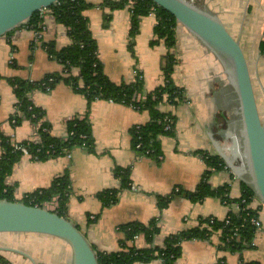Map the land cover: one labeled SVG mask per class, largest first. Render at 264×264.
I'll return each mask as SVG.
<instances>
[{
  "label": "crops",
  "instance_id": "1",
  "mask_svg": "<svg viewBox=\"0 0 264 264\" xmlns=\"http://www.w3.org/2000/svg\"><path fill=\"white\" fill-rule=\"evenodd\" d=\"M101 1L87 0L94 7L84 15L89 19L104 72L117 85L131 84L142 78L141 96L144 97L164 84L165 44L161 41L151 45L155 40L157 18L155 15L142 18L137 34L132 38L130 10L113 12L110 22L105 24L109 11L99 7ZM201 2L240 41L248 60L259 114L264 122V55L260 52L264 33V0ZM176 35L177 64L173 79L185 90L188 103L172 105L164 101L159 106L161 112L176 118L175 135L160 139L164 158L160 165L131 147L130 130L147 124L149 113L123 104L96 100L91 105L89 117L95 153L76 149L71 154L46 162L24 155L6 180V185L14 188L15 200L21 202L28 194L48 189L57 177L67 171L71 180L67 218L79 227L97 252L120 251L123 234L119 227L129 222L147 224L160 217V232L155 237V245L163 247L169 235L196 228L200 219L214 217L223 220L230 211L240 212L236 203L227 206L217 198L193 203L186 197H177L162 213L158 210L157 196L167 195L175 188L190 192L196 189L208 170L202 155L205 152L219 155L227 165L225 170L212 173L210 185L213 188L230 185L231 199H240L243 193L242 182L238 179L240 175L225 158L239 160L237 151H229V146L239 143L234 122L223 133V140L215 141L236 113L235 96L215 57L182 26H177ZM6 37L0 38V132L17 143L35 142L37 126L33 122L22 118L19 126L11 123L16 113L17 98L8 80L38 82L49 74L61 73L63 66L49 57L43 44H53L56 50H61L69 46L71 40L67 28L56 23L50 13L44 15L39 37L37 31L26 24ZM74 71L77 74L73 76H79V70ZM29 96L36 107L44 110L50 133L56 138L65 139L67 122L77 116L82 118L87 111L85 96L64 82L55 84L50 91L35 89ZM217 145L222 154L216 149ZM1 154L0 147V157ZM116 167L131 169L133 187L121 193L115 206L103 208L98 195L121 186L114 174ZM239 170L245 173L243 169ZM250 208L258 211L260 222L252 248L239 253L222 250L221 238L215 234L210 240L183 242L182 255L175 264H264V206L255 197ZM135 246L139 249L148 247L143 238H138ZM0 247L14 250L0 253L7 264H70L71 260L70 246L49 236L0 234Z\"/></svg>",
  "mask_w": 264,
  "mask_h": 264
},
{
  "label": "trees",
  "instance_id": "2",
  "mask_svg": "<svg viewBox=\"0 0 264 264\" xmlns=\"http://www.w3.org/2000/svg\"><path fill=\"white\" fill-rule=\"evenodd\" d=\"M93 7L94 5L89 4L87 0H61L49 8L56 23L67 28L71 40V44L61 50H56L53 44H43L49 57L63 66L61 73L49 74L38 82L22 79L8 80L17 98L16 113L11 118V123L14 126H19L22 123V118L30 120L38 126L37 134L41 143L32 141L17 143L0 132V147L2 149L0 157V199L16 201L14 188L8 187L6 180L24 157L23 150H26L31 158L40 162L66 156L76 149H83L91 154L95 153V139L89 117L91 105L96 100L112 101L130 106L137 111H147L150 115V121L130 130L131 147L133 151L153 160L158 165L163 162L160 139L164 136L172 137L175 135L176 118L171 114L161 112L159 106L164 102L165 95H168L170 104L179 105L186 93L183 88L176 87L173 79L177 64L175 55L177 20L171 13L156 6L151 0H102L99 5L102 9L109 11V14L105 16V24L110 22L113 12L128 8L132 15V38L137 34L142 18L150 15H155L157 18V25L154 29L155 40L151 42V45H157L161 41L165 44L167 52L163 58L162 66L164 84L146 95L144 100L137 101L136 95L143 93L144 82L142 78L131 84L117 85L111 82L104 72L103 64L98 56V45L90 29L89 19L84 15L87 10ZM42 22L40 12H36L26 25L40 32ZM260 52L264 55V33L260 43ZM74 69L79 70V76H73L72 71ZM59 82L69 85L76 93L85 96L87 99L85 115L82 118L77 116L67 122L68 133L65 139L51 135L50 125L45 121L44 110L36 107L29 99L33 90L47 91L48 87L51 90ZM167 125L171 126V130H165ZM139 144L141 148H138ZM202 155L208 170L196 189L190 192L182 188H175L167 195L157 196L159 212L162 213L166 210L177 197H186L193 203H201L207 198H217L227 206L232 203L238 204L240 212L235 214L230 211L223 220L214 217L200 219L196 228L169 235L165 239L163 247L155 245V237L160 232L158 226L160 217L153 218L147 224L138 221L129 222L119 227L123 234V239L120 242L121 250L112 253L97 252L99 264H144L159 261L161 264H175L182 255L183 242L210 240L215 234L221 238L222 250L239 253L253 247V240L259 229L251 223L253 218L258 219V211L250 208L252 200L256 197L254 191L242 183L241 198L231 199L229 196L230 185L213 188L209 183L213 173L211 169H214L215 172L223 171L227 165L219 155L213 156L208 152L202 153ZM114 174L120 180L121 186L119 189L106 190L98 195L103 203V208L115 206L119 202L121 193L130 191L133 187L129 167H116ZM70 194L71 180L66 171L64 175L57 177L48 189L28 194L21 202L28 206L44 207V204L51 203L57 198L58 208L54 210V213L68 219L66 214ZM138 238H143L148 247L137 248L135 241ZM242 264L254 263L242 262Z\"/></svg>",
  "mask_w": 264,
  "mask_h": 264
},
{
  "label": "water",
  "instance_id": "3",
  "mask_svg": "<svg viewBox=\"0 0 264 264\" xmlns=\"http://www.w3.org/2000/svg\"><path fill=\"white\" fill-rule=\"evenodd\" d=\"M60 1L0 0V37L27 24L36 12L49 9ZM151 1L171 13L178 26L187 30L221 65L237 105L233 120L240 129L241 153L246 170L238 179L254 191L264 206V122L259 114L248 60L240 41L227 30L218 16L206 8L187 0ZM0 234H35L57 238L70 246V264H99L97 251L77 225L45 207L0 199ZM10 251L14 252L0 247V253Z\"/></svg>",
  "mask_w": 264,
  "mask_h": 264
},
{
  "label": "rangeland",
  "instance_id": "4",
  "mask_svg": "<svg viewBox=\"0 0 264 264\" xmlns=\"http://www.w3.org/2000/svg\"><path fill=\"white\" fill-rule=\"evenodd\" d=\"M187 1H189V2H191L193 5H195V6H198V7H201V8H205L204 6H203V2H201V0H193V1H190V0H187ZM228 30V29H227ZM192 36V35H191ZM0 38H2V37H0ZM3 38H7L6 37V35L5 36H3ZM203 46V45H202ZM218 62V61H217ZM219 63V62H218ZM222 68V67H221ZM222 72H223V74H224V71H223V69H222ZM72 74H77V71H74L73 70V72H72ZM224 76H225V78H226V80H227V82L229 83V81H228V79H227V76L224 74ZM237 106V105H236ZM237 111V110H236ZM235 115H236V113H235ZM235 115L234 116H232L231 117V119L228 121V124L225 126V128L223 129V132L221 133V136H218V139H216L215 141H217V143H219V142H221L222 140H223V133L227 130V129H229V127H230V125H232V123L233 122H235L234 120H233V118L235 117ZM233 126V125H232ZM234 126H235V124H234ZM235 131H236V133H237V136H238V138H239V140H240V142L238 143V144H234V146L232 147V146H229V151H231V152H238V154L240 155L239 156V160L238 161H233L232 159H230V157L228 158V157H225L227 160H228V163H229V165L231 166V168L235 171V169L234 168H236L237 170H239V168L240 169H243V171H245V166H244V163H243V156H242V153H241V146L240 145H242V139H241V133H240V129L239 128H237L236 126H235ZM241 143V144H240ZM216 149L220 152V150L218 149V145L216 146ZM234 150V151H233ZM220 153H222V152H220ZM236 172V171H235ZM47 208L48 209H50V210H52V211H54L55 209H52L51 207H50V205H47Z\"/></svg>",
  "mask_w": 264,
  "mask_h": 264
},
{
  "label": "built area",
  "instance_id": "5",
  "mask_svg": "<svg viewBox=\"0 0 264 264\" xmlns=\"http://www.w3.org/2000/svg\"><path fill=\"white\" fill-rule=\"evenodd\" d=\"M190 1H193V0H190ZM45 13H46V14H47V13H50L49 9H44V10H41V11H40V18H41L42 20L44 19V15H45ZM50 14H51V13H50ZM51 16H52V15H51ZM40 29H41V31H42V29H43V22L41 23V27H40ZM37 35H38V37H39V36H40V32H37ZM51 82H52V80H51ZM176 87L181 88V87L178 86V85H176ZM49 90H50V89H49V87H48V88H47V91H49ZM144 99H145V96L143 97V96H141V94H137V95H136V100H137V101H142V100H144ZM164 101H165V102H168V95H165V100H164ZM109 102L114 103V102H112V101H109ZM183 103H188V99H187V94H186V93H185V95H184V97H183L182 102H180L179 104H183ZM20 116H22L21 113H20ZM37 128H38V126H37ZM165 130H166V131L171 130V126H170V125H167V126L165 127ZM35 143H38V144L41 143V140H40V137H39L38 134H37V137H36V141H35ZM138 148H141V145H140V144L138 145ZM23 152H24V154H25L26 156H30L29 153H28L26 150H23ZM211 171H212V172H215L214 169H211ZM47 205H50V207H51L52 209H56V208H58V199L55 198L51 203H46V204H44V207L47 208ZM47 209H48V208H47ZM49 210H50V209H49ZM92 219H96V217H92ZM251 223L254 224L256 227L260 228V222H259V220H258L257 218H253L252 221H251ZM231 239H232V238H231ZM0 264H7V263H4V262H3L1 256H0ZM158 264H161V261H159Z\"/></svg>",
  "mask_w": 264,
  "mask_h": 264
},
{
  "label": "bare ground",
  "instance_id": "6",
  "mask_svg": "<svg viewBox=\"0 0 264 264\" xmlns=\"http://www.w3.org/2000/svg\"><path fill=\"white\" fill-rule=\"evenodd\" d=\"M238 140H239V138H238ZM239 142H240V140H239ZM234 169L236 171V174H238L240 176H242V175H244L246 173V170H245V173L243 174V172H241L240 170H237L236 168H234Z\"/></svg>",
  "mask_w": 264,
  "mask_h": 264
}]
</instances>
